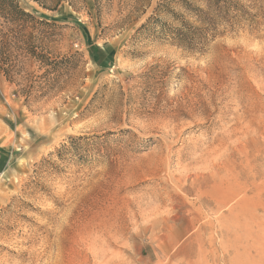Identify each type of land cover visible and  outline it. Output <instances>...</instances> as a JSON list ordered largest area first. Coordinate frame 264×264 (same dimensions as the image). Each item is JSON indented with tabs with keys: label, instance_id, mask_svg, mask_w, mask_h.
I'll list each match as a JSON object with an SVG mask.
<instances>
[{
	"label": "rangeland",
	"instance_id": "rangeland-1",
	"mask_svg": "<svg viewBox=\"0 0 264 264\" xmlns=\"http://www.w3.org/2000/svg\"><path fill=\"white\" fill-rule=\"evenodd\" d=\"M16 1L0 264H264V0L204 53L138 34L161 0Z\"/></svg>",
	"mask_w": 264,
	"mask_h": 264
},
{
	"label": "trees",
	"instance_id": "trees-1",
	"mask_svg": "<svg viewBox=\"0 0 264 264\" xmlns=\"http://www.w3.org/2000/svg\"><path fill=\"white\" fill-rule=\"evenodd\" d=\"M36 2L54 11L62 0H58L52 9L39 0ZM150 4L151 0H134L131 16L144 14ZM236 5L237 0H161L153 14L138 29V34L156 36L165 43L191 53H204L222 36V27H232L230 23ZM0 19L4 20V25H0V37L5 34V42L0 44V68L8 76L13 61L9 40L11 34L20 36L24 46L22 51L26 56L42 64L47 63L45 56L30 48L24 38L28 30H36V25L49 26L48 23L36 20L16 0H0ZM92 51L97 52L98 48L93 47Z\"/></svg>",
	"mask_w": 264,
	"mask_h": 264
}]
</instances>
